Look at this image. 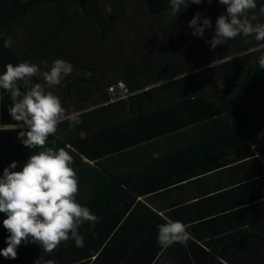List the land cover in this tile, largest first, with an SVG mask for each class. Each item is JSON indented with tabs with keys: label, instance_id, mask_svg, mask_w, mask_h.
Masks as SVG:
<instances>
[{
	"label": "trees",
	"instance_id": "1",
	"mask_svg": "<svg viewBox=\"0 0 264 264\" xmlns=\"http://www.w3.org/2000/svg\"><path fill=\"white\" fill-rule=\"evenodd\" d=\"M123 1L119 3L115 0H0V72L4 70V65L7 63L16 65L21 61L28 60L37 64L47 61L48 66H51L54 59L62 58L73 64V72L62 81V85L49 90L54 93L56 90L61 92L64 99L74 101L77 108L80 105L76 110L84 109L92 104L109 102L106 105L82 112L80 114L82 123L72 130L69 129L67 120L61 121L57 133L50 136L46 143L47 147L53 149L69 144L76 149L75 153L70 154L79 161L84 162L83 159H87L96 163L90 166L84 162L91 168L92 173L82 171L78 173L75 170L78 177L81 174H86L88 182L91 183L86 196L77 201L88 206L100 218L94 226L88 223L81 226L80 231L84 238L90 230L100 227L108 229V233L114 228H126L131 216L129 214L138 206L143 208L148 215L156 216L151 209L137 199L167 188L173 181H176L177 175L191 163L231 153L240 147L251 148L248 140L264 130V69H261L257 64V58L264 53V49L246 52L247 49L257 47L260 42L254 40L248 48L234 53L221 52L219 55L221 57L217 58L218 60L232 55L234 57L231 61L226 59L214 66H208L214 60L200 62V64L193 65L184 71H193L192 73L175 77V74L183 73L176 72L173 75V80L166 81L156 88L145 90L143 89L145 84L165 79L149 80L145 75L146 72L154 68L162 67L163 60H170L169 54L166 53L167 50L163 55L158 51L155 62H150L145 58L146 60L142 64L140 59L145 54L142 51H146L142 50L143 46H138L137 43L135 46H131V38L127 33L134 32L137 23L146 26L140 31L149 32L152 29H157L155 24H161L160 15L164 13L166 17L162 20L168 23L170 19L169 0ZM262 4H264V0H259L257 9L254 10L257 14L255 22L264 23V16H261L258 11ZM216 5L218 4L215 0L212 5H207L209 9L213 7L207 11L209 13L201 11L198 8L201 5H190L189 7L196 6L197 11L203 12V15L212 19L214 26L216 16L224 11V9L219 11L214 9ZM210 12L212 13L210 14ZM181 14L183 15L184 12ZM181 14L179 15L180 19ZM160 30L162 32L159 30L158 32L164 35V29ZM11 33H14L15 37L27 33L28 41L26 43L28 45H25L27 47L25 52H22L20 48L16 49L17 44L13 38H11L12 46L10 48L3 47L4 39L10 38ZM156 35L157 32L155 35L149 36L154 39ZM198 40L196 38L195 41ZM116 41H118L117 44ZM157 41L163 42L164 40L160 35H157ZM88 46L91 49H88ZM109 47L111 48L109 49ZM92 48L97 52L102 50V52L108 53L107 51H109L110 53L112 51L111 57L119 60L118 65L115 64L111 68L112 75L110 77L105 78L104 72L95 77L101 67L96 58L90 54ZM163 48L160 43L159 50H163ZM131 55L134 59H130ZM205 65L207 66L202 68ZM42 71H47V69L44 68ZM216 75L224 80L221 87H211L209 93L189 90L188 83L190 81H194V84L204 82L203 84L208 88L207 83H212L214 86L213 76ZM33 80L44 83L42 77H33ZM117 81L125 84L129 94L121 99L110 100L107 87ZM157 89L163 90L156 92ZM21 91H25V89L21 87ZM165 92L172 96V104L155 113H146L148 114L146 116L152 118L167 115L168 119L174 118L175 126L171 127L172 130H180L185 126L200 123L201 128L195 139L166 153L152 163L143 165L136 171L115 177L106 176L99 169L96 160L101 158V155L108 153L107 147L94 145L91 147L89 138H78V129L82 126L85 129L83 123L103 112L108 105L120 110L124 107L129 115L138 111L142 113L148 109L151 96ZM174 97L177 98L176 102H174ZM11 103L10 94L0 89V123H15L7 113V108L11 106ZM138 104L139 110L136 107ZM187 109H189L188 116L185 115ZM218 118H224V125H219ZM168 119H165L164 123L169 124ZM134 120L132 119L131 122ZM65 123H67L66 131L74 133L76 136L67 138L69 137L67 132L66 137L61 136L59 127ZM118 128L110 127L93 136L99 143H106L108 131ZM18 131L0 132V171L13 160L18 162V171L30 154H36L40 150L35 148L30 151L23 146L17 138ZM164 131L158 130V133L163 134ZM73 165L75 166V162ZM5 235L6 230L0 228V248L6 246ZM107 235H100L97 247L103 244ZM245 237L264 246V236L246 235ZM74 246L75 244L71 240L62 243L53 253L49 254V258L55 260L56 264H73L74 256L71 251ZM39 254H41V250L34 245L21 246L15 260L0 257V264H32L33 259ZM98 255L99 253H97Z\"/></svg>",
	"mask_w": 264,
	"mask_h": 264
},
{
	"label": "crops",
	"instance_id": "2",
	"mask_svg": "<svg viewBox=\"0 0 264 264\" xmlns=\"http://www.w3.org/2000/svg\"><path fill=\"white\" fill-rule=\"evenodd\" d=\"M251 50L255 49L250 48L246 52ZM217 77L215 88L223 85V78ZM164 80L145 84L143 89L156 88ZM203 83L190 81L189 90L209 93L212 88ZM151 97L148 109L142 113L138 111L129 115L124 107L120 110L108 105L103 112L83 123L85 129L83 126L78 129V138H89L91 147H107L108 153L96 160L106 176L115 177L136 171L170 152L173 143L183 146L195 139L200 123L172 130L174 118L168 119L167 115L147 117L172 104V96L168 92ZM176 100L174 97V102ZM108 103L101 102L76 110L80 105L77 108L74 101L67 98L62 101L68 113L80 114ZM185 113L188 116L189 109ZM132 119L135 120L131 122ZM165 119L170 123H164ZM218 121L219 125L225 123L224 118H218ZM66 124L60 125V134L72 138L74 133L66 131ZM110 127L119 128L108 131L106 143H99L93 135ZM158 130L164 133L159 134ZM153 153L158 154L157 158L153 157ZM83 161L90 166L96 164L87 159ZM74 162L78 173H92L91 168L75 156ZM90 184L88 176L81 174L76 194L78 201L86 196ZM137 201L156 216L148 215L138 206L129 214L126 228H114L109 233L108 229L101 227L90 230L84 238V247H73V264H264V246L245 237L264 236V147H240L231 153L191 163L167 188L139 197ZM161 212L172 220L189 225L191 238L186 243H176L167 248L157 243L156 225L165 223L159 215ZM3 218L0 214V220ZM102 234H108L107 238L97 247Z\"/></svg>",
	"mask_w": 264,
	"mask_h": 264
},
{
	"label": "clouds",
	"instance_id": "3",
	"mask_svg": "<svg viewBox=\"0 0 264 264\" xmlns=\"http://www.w3.org/2000/svg\"><path fill=\"white\" fill-rule=\"evenodd\" d=\"M215 2L224 11L216 16L214 27L210 17L197 11L187 22L191 36L202 39L206 30H211L210 39L204 40L210 51L228 45L237 37H252L260 42L257 49H264V23L255 22L257 14L254 10L259 0ZM201 4L212 5L213 0H169V15L175 16L176 21L190 5ZM258 11L264 16V4ZM11 46V38H5L3 47ZM224 59L231 61L233 56ZM218 61L214 60L210 66ZM47 64V61L36 64L24 60L16 65L5 64L0 72V89L10 94L12 101L7 113L15 121L0 123V132L19 130L17 138L23 146L30 151L40 149L36 154H30L18 171L15 160L0 171V214L4 217L0 220V227L6 230V246L0 248V257L15 260L21 246L34 245L41 254L33 259L32 264H56L49 254L69 240L76 247L83 248L85 241L81 226L85 223L94 226L100 219L76 199L79 177L73 168L74 156L70 154L76 149L69 144L55 149L46 146L49 137L57 133L61 121L67 120L70 130L82 123L80 113H66L60 96L49 90L62 85V81L73 72V64L57 58L47 71H42V65ZM257 64L264 69V53L257 58ZM33 77H42L44 83L35 82ZM123 84L121 82L120 86L124 87ZM21 87L25 91H21ZM157 155L153 153L154 158ZM159 215L165 221L156 225V240L160 246L184 244L191 238L188 224L172 220L163 212Z\"/></svg>",
	"mask_w": 264,
	"mask_h": 264
},
{
	"label": "rangeland",
	"instance_id": "4",
	"mask_svg": "<svg viewBox=\"0 0 264 264\" xmlns=\"http://www.w3.org/2000/svg\"><path fill=\"white\" fill-rule=\"evenodd\" d=\"M115 1L119 3L120 1L124 2L123 0H115ZM127 1H130V0H127ZM198 8H200L201 11H203L204 13H209L207 11L208 10L210 11V9H213V7L209 9V6L202 5V4ZM214 9H217L219 11L221 9L223 10V7L216 5ZM195 12H197L196 6L188 7V9L184 11V14L183 15L181 14V19L178 17L177 20L175 21L174 19L175 16L170 15V19L168 23L162 20L163 18L166 17V14L164 13L160 15L159 21H161V24H157V23L155 24V27L157 29H152L149 32L145 30L140 31L141 29L146 28V26L144 24L140 23L139 25V23H137L138 25L136 26V30H134V32L127 33L131 38V41H130L131 46H135V43H137L138 46H141V47L143 46L142 50L146 51V52L142 51V53H145L144 56L140 59V62L142 60L141 62L142 64H144V60H146L145 58H147L150 62L151 61L155 62L157 60L156 54L158 51L160 52V54L163 55V53H165V51L167 50L166 53L169 54L168 58L170 60H163L162 67L158 69L154 68L153 70L146 72L145 77L147 79L151 80L155 78H159V79L165 78L164 82L170 81L174 79L173 75L176 72H183V73H177L175 77L189 74L188 72H184V71L193 65H198L200 64V62L204 63V62H207L208 60H217V58L221 57L219 56L221 52L234 53L235 51L246 49L250 45L253 44L252 41H254V39L252 37H237L233 42H230L228 45H221V46H218L215 50L210 51L209 46L204 43V40L210 39L211 30H206L204 38L202 39L198 38L199 40L195 41L197 37L191 36L190 34L191 30L188 29L187 27L188 20L192 18ZM211 13L212 12H210V14ZM148 29H150L149 26H148ZM160 29H164L163 30L164 35H161V33L158 32V30L161 31ZM155 32H157V35H160L163 38L164 40L163 42L157 41V35L154 37V39L150 37L151 35H155ZM10 38H13L15 43L17 44L16 49L20 48L22 52H25L27 50V47H26L28 45V43H26V41H28L27 33H24L23 35L17 36V37H15L14 33H11ZM173 38H175V40H172ZM117 42L118 41H116L115 43L117 44ZM148 42L150 43L147 44ZM160 43L164 47L163 50H159ZM110 48L111 47H109V49ZM88 49H91V48L88 46ZM254 49L256 48L254 47ZM148 51L152 53L149 54ZM107 52L108 53L102 52V50L97 52V50L94 48H92L91 50L90 54H92V56L96 58V60L100 63V67H101L99 71L95 74V77H97L98 75H102V72H104L103 74L105 78L110 77L112 75L110 72L111 68H113L115 64L118 65L119 60L113 59V56L111 57V55H113V52L112 51H110V53L109 51ZM16 54L20 55L18 53ZM223 56H225V54H223ZM130 59H134L133 56ZM218 60L219 61L215 65H218L220 62H223L226 59L222 58ZM212 62L213 61H211L210 64H212ZM37 64H41V62ZM48 64L47 66L42 65V69L45 68L48 70V67H50L48 66ZM121 64H124V63H121ZM213 78L214 80L218 79L217 75L213 76ZM155 80H158V79H155ZM211 84L212 83H207V85H209L210 87L215 88L213 84L212 85ZM161 90L163 89H157L156 92H160ZM55 94L60 96L61 100L63 101L62 99L63 95L61 94V92L56 90ZM181 146H182L181 144L179 145V143L175 142L172 145H170V149H172L170 151L178 149Z\"/></svg>",
	"mask_w": 264,
	"mask_h": 264
},
{
	"label": "built area",
	"instance_id": "5",
	"mask_svg": "<svg viewBox=\"0 0 264 264\" xmlns=\"http://www.w3.org/2000/svg\"><path fill=\"white\" fill-rule=\"evenodd\" d=\"M120 84L121 82H115L107 87V92L110 95V100L121 99L129 94L128 89L125 86L121 87ZM248 143L253 149L264 147V130L256 135V137L253 136L251 139H249Z\"/></svg>",
	"mask_w": 264,
	"mask_h": 264
}]
</instances>
